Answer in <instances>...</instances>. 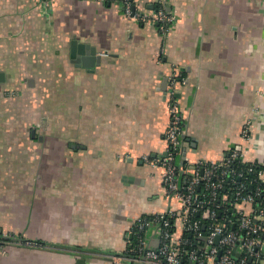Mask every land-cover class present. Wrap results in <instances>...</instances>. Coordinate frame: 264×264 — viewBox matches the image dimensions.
<instances>
[{
    "label": "crops",
    "instance_id": "crops-1",
    "mask_svg": "<svg viewBox=\"0 0 264 264\" xmlns=\"http://www.w3.org/2000/svg\"><path fill=\"white\" fill-rule=\"evenodd\" d=\"M131 1L171 10L168 34L122 0H0V236L33 241L0 264H118L99 253H125L138 215L176 204L144 158L165 151L174 70L179 162L241 144L264 164V0ZM74 40L100 58L72 56Z\"/></svg>",
    "mask_w": 264,
    "mask_h": 264
},
{
    "label": "built area",
    "instance_id": "built-area-1",
    "mask_svg": "<svg viewBox=\"0 0 264 264\" xmlns=\"http://www.w3.org/2000/svg\"><path fill=\"white\" fill-rule=\"evenodd\" d=\"M122 2L126 16L139 22H156L163 36L177 19L162 4L148 12L137 9L131 0ZM183 83L185 79L178 70L168 77L164 153L144 155L152 166L162 168L163 184L176 204L138 215L129 231L136 236V245L125 253L99 254L118 264H259L264 253V164L249 162L246 170L236 168L235 160H245L241 144L230 147L222 159L201 160L191 170L179 162L185 137L184 113L177 93ZM253 120L250 116L243 123L244 141L252 138ZM255 164L260 166L255 169ZM236 176L244 180L238 183ZM227 177H234V186ZM11 243L33 241L0 236V255L7 253Z\"/></svg>",
    "mask_w": 264,
    "mask_h": 264
},
{
    "label": "trees",
    "instance_id": "trees-1",
    "mask_svg": "<svg viewBox=\"0 0 264 264\" xmlns=\"http://www.w3.org/2000/svg\"><path fill=\"white\" fill-rule=\"evenodd\" d=\"M250 163H249V161H240V160H235V162H234V166L236 167V168H238V169H240V170H246V168L248 167V165H249ZM256 166H255V169L258 167V166H260V165H258V164H255ZM255 173H256V171H255ZM254 175V173L253 174H251L250 175V177H252ZM233 178L234 177H227V179H226V181L228 182V183H230L231 185H233L234 186V183H233ZM235 180L236 181H238V183H240V182H242L244 179H243V177L242 178H240V177H238V176H236L235 177ZM261 183H262V185L264 186V182L261 180ZM130 240H131V244H130V247H133L134 245H136V236L135 235H133L131 238H130ZM130 247H128V248H130Z\"/></svg>",
    "mask_w": 264,
    "mask_h": 264
},
{
    "label": "water",
    "instance_id": "water-1",
    "mask_svg": "<svg viewBox=\"0 0 264 264\" xmlns=\"http://www.w3.org/2000/svg\"><path fill=\"white\" fill-rule=\"evenodd\" d=\"M76 45V46H75ZM75 47L78 48V52L81 54H86L87 56H90L91 54L94 55L97 59H99V55H97V51L96 49H94L93 47L89 46V45H79L78 43L75 44V40L72 42V56H75ZM95 57H92V59H95ZM91 59V58H89ZM86 65L90 66L92 65L89 61L85 62ZM179 95V93H177V96ZM261 264V262L259 263Z\"/></svg>",
    "mask_w": 264,
    "mask_h": 264
}]
</instances>
